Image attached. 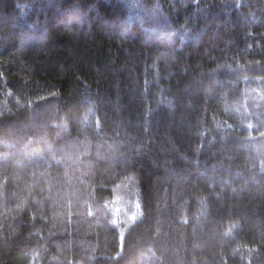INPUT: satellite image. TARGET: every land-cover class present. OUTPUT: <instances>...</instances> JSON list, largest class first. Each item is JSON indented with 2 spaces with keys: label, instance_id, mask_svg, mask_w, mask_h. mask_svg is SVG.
Returning <instances> with one entry per match:
<instances>
[{
  "label": "trees",
  "instance_id": "trees-1",
  "mask_svg": "<svg viewBox=\"0 0 264 264\" xmlns=\"http://www.w3.org/2000/svg\"><path fill=\"white\" fill-rule=\"evenodd\" d=\"M0 264H264V0H0Z\"/></svg>",
  "mask_w": 264,
  "mask_h": 264
}]
</instances>
